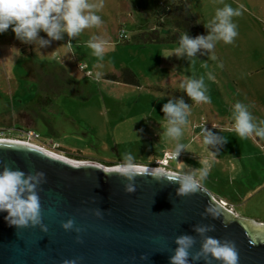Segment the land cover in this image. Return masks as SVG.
<instances>
[{"label":"rangeland","instance_id":"1","mask_svg":"<svg viewBox=\"0 0 264 264\" xmlns=\"http://www.w3.org/2000/svg\"><path fill=\"white\" fill-rule=\"evenodd\" d=\"M184 1L204 34H207L204 24L212 18L216 8L223 7L224 4H229L233 8L238 5L244 6L241 9L242 14L232 18L237 26V36L233 42L231 44L216 42L212 50L216 60L209 59L207 54L199 53L197 57L187 60L177 58L179 69L174 73L176 69H172L171 66L160 68L157 63L160 60V50L163 47L166 49L177 47L172 43L179 41L169 45L161 43L159 44L161 48L154 46L147 48L143 53L141 48L130 44L134 47L131 52L135 51L132 53L135 54L133 60L137 66L138 87L123 82L119 84L116 79L121 80L120 75H115V79H103L102 75L97 78L95 73L94 78L79 81L77 77L92 76L93 71L87 74L79 65H74L72 69L76 76L75 80L88 82L89 90L81 95L79 88L77 92L71 88L66 93L57 95L55 101L59 113L51 118L63 126L68 123L70 130L74 129L72 133L67 131L64 134L55 130L41 131L32 125V108L36 109L29 106L32 91L8 88L5 65L0 57V127L34 128L44 141L51 139L58 143V148L53 149L56 153L74 160L115 166L124 153H132L140 166H152L158 163L156 160L161 158L165 151H171L173 147V142L163 135L166 120L163 118L161 107L169 99L182 97L190 106L188 123L181 138V142L187 145V150L181 151L177 161L170 160L168 170L180 171L186 170L187 167L199 169L201 167L199 161H209L211 168L201 183L212 193L236 202V208L242 209L241 212L244 214L245 208L256 209L249 213L255 214L264 209V188L256 196L255 192L251 194L254 190L251 189L253 184L251 178L257 180L259 173L249 169V164H256L261 160L264 163V148H258L254 135L241 139L228 129L235 101L250 105L252 115H255L257 108L248 100L264 103V0ZM137 3L152 4L155 10H159L158 12H162L166 5L164 1L159 6L156 0H138ZM162 6L160 10L159 7ZM154 19L159 20V14ZM162 21L167 25L166 15ZM126 33L128 34L127 31ZM123 55L130 56V53ZM218 64L222 66L218 67ZM208 74H211L212 79H208ZM14 75L10 74V77ZM199 77H204L210 103H194L179 87L186 79ZM23 94H26L25 98L21 99L20 96ZM37 96L38 93H35L34 99ZM58 104L62 105L61 110L58 109ZM199 127L210 129L213 133L226 138L219 151L215 152V149L209 147L215 154L205 150Z\"/></svg>","mask_w":264,"mask_h":264},{"label":"water","instance_id":"2","mask_svg":"<svg viewBox=\"0 0 264 264\" xmlns=\"http://www.w3.org/2000/svg\"><path fill=\"white\" fill-rule=\"evenodd\" d=\"M5 165L25 173L44 172L38 195L48 231L10 226L6 212H0V264H169L174 239L181 234L195 238L191 261L201 242L193 232L198 224H212L214 230L207 235L233 241L238 264H264V222L235 215L203 184L202 191L177 196L178 185L171 177L157 182L143 174L135 178V192L126 193L123 178L96 168L114 166L61 157L17 140H0V169ZM209 203L222 209L221 218L201 217ZM97 209L100 216L94 214ZM69 218L78 233L61 227Z\"/></svg>","mask_w":264,"mask_h":264},{"label":"clouds","instance_id":"3","mask_svg":"<svg viewBox=\"0 0 264 264\" xmlns=\"http://www.w3.org/2000/svg\"><path fill=\"white\" fill-rule=\"evenodd\" d=\"M102 4L89 3L88 0H0V33H4L11 26L15 38L25 44L38 45L39 48L48 46L53 40H62L66 34L69 38L77 37L85 28L99 26L102 24L101 17L96 11ZM243 5L233 8L229 4L215 9L212 18L204 24L207 34H198L195 37L187 32L182 33L178 46L172 51L163 54L167 58L175 55L177 58L197 57L208 55L209 59L216 60L212 52L216 42L222 41L231 44L237 36V26L233 17L240 16ZM44 32L47 39L38 35ZM71 40L67 44L71 45ZM87 47L92 50V55L103 58L108 41L98 37H92L87 42ZM222 66L218 64V67ZM101 73L97 72L99 78ZM208 79H212L208 74ZM179 87L184 94L194 103H210V97L206 94L207 87L204 77L188 78L181 82ZM250 105L237 100L232 105L231 129L241 139L255 136L264 139V120L256 121L250 112ZM166 120V127L163 135L167 140L173 142V147L169 157L177 161V157L182 150H187V145L181 142L184 127L188 123L190 106L185 100L177 98L169 99L161 107ZM215 128L214 126H212ZM202 134V144L206 151L215 154L220 146L226 142V138L213 133L204 127L200 130ZM209 147L216 151H210ZM50 155V154H49ZM201 167L170 173L161 167H141L132 153H124L120 162L112 168H96L105 174L116 173L123 178L124 191L133 193L136 190L135 178L139 175L148 174L155 181L172 178L171 182L178 185L175 195L187 196L202 191V181L206 178L211 164L207 160L199 161ZM45 182V174L42 171L25 173L19 169H10L5 165L0 169V212H6L5 221L10 226L28 227L39 226L42 232H47V226L42 223L41 204L38 195L40 185ZM96 216L101 215L99 209L94 211ZM222 216V209L215 203H209L204 207L201 217L218 219ZM222 223L224 221L222 220ZM225 226H227L225 224ZM65 231L79 232L80 229L74 227L71 218L61 223ZM214 230L212 224L193 225V232L200 237L199 250L191 255L189 260V250L195 243L192 235L181 234L175 237L172 254L169 256V264H193V262L203 260L204 264H211L212 260L219 261V264H238V253L235 243L231 240H221L207 235ZM79 242V237H77ZM143 258V257H142ZM62 264H77L76 260H64Z\"/></svg>","mask_w":264,"mask_h":264},{"label":"crops","instance_id":"4","mask_svg":"<svg viewBox=\"0 0 264 264\" xmlns=\"http://www.w3.org/2000/svg\"><path fill=\"white\" fill-rule=\"evenodd\" d=\"M137 1L138 0H88L89 3L102 4V7L96 11V14L101 17L102 24L85 28L74 38H69L65 34L62 40H53L48 46L43 48H39L38 45L34 44L22 43L16 39L11 30V26H9V29L4 33H0V57L3 59L5 65L4 72L5 77H7V83L9 84L8 88L31 90L32 97L35 93H39L48 98V103L41 107L35 104L34 108L36 109L32 110V115L29 113L32 116V125L34 127L45 132L55 130L64 134L67 133V131L72 133V130H74L72 128L70 130V124L67 123L66 125L68 126H63L54 122L51 118L57 116V113H59L56 110L57 101H55V99L57 95L53 96L52 93L55 92L58 87L60 89L63 88L60 92L62 94L67 92V87L72 88L71 79L76 78L72 66H78L84 63L89 70L93 71L92 76L85 75L81 78L77 77L78 80L86 79L88 81L89 78H94L97 72L101 73L103 79H108L105 78V76L109 74L120 75L121 77L124 69H130L137 76V66L133 60L135 54L132 53L135 51L131 52L134 47L130 44L141 48L142 53L147 48H153L154 46L161 48V45L156 43L140 45L135 42L133 39L134 36L144 30H153L156 28L161 34L167 33L170 30H172L170 32L176 31L173 25H165L166 22L162 21L163 17H165L164 13L158 12V9L155 10L152 4L137 5ZM158 14L160 19L155 20L154 17ZM121 27L125 28L128 32L127 40L119 38ZM38 35L47 39L46 34L42 31L39 32ZM92 37H98L108 41L109 46L106 48L102 59L92 55V50L87 47L86 42ZM69 40L72 42L70 46L67 44ZM169 44L170 43L162 45ZM172 45L178 46V43H172ZM175 47L176 46L170 49L163 47L162 50H160V60L157 63L158 67L171 66L172 69H176L174 73L178 72L177 57L175 55L167 58L162 56L167 53V50L172 51ZM124 53H130V56H125L123 55ZM136 53L138 54V51ZM142 58L143 56L141 54V60ZM10 74H17V76L14 75L10 77ZM120 79L121 80L116 79L119 84L123 82L133 87L139 86L137 83L133 84L125 82L122 78ZM87 84L88 82L85 85L83 82H80L79 89L81 95L89 90ZM25 95L26 94L21 95V99L25 98ZM248 101L257 108L255 115H253L256 121L264 120V103L251 99ZM61 106V104H58L59 110H61ZM17 114H19V112H17ZM229 122L230 128L228 131L234 132V130L231 129L232 121ZM226 124L227 123H225V125ZM199 130H201V127L198 128V131ZM84 135L87 136L88 134ZM256 145L259 146L258 148H264V139L256 137ZM249 169L256 170L259 173V178L257 180L251 178L253 184L251 185V181L249 184L252 186L251 189H254L251 194L255 192L256 196V194L264 188V163L262 160L256 164L250 163ZM214 195L217 196L218 199H224L232 205L231 208L235 215L256 223L264 222V209H260V211H257L255 214H249L256 211V209L249 210L245 208L246 214H244L241 212L243 211L242 209L236 208V202L220 194ZM244 207H246V203H244Z\"/></svg>","mask_w":264,"mask_h":264},{"label":"trees","instance_id":"5","mask_svg":"<svg viewBox=\"0 0 264 264\" xmlns=\"http://www.w3.org/2000/svg\"><path fill=\"white\" fill-rule=\"evenodd\" d=\"M166 2L165 9L162 10V13L166 15V21L167 25L171 24L176 28L175 32H167L161 34L160 31L156 28L153 30H144L142 32L137 33L134 36V40L137 44H148V43H172L179 41L180 35L182 33L187 32L188 35L195 37L198 34L204 35V32L202 29H200L195 22L194 17L190 13L186 2L184 0H156V2L159 4ZM163 6L159 9L161 10ZM123 80L125 82L137 83L136 75L130 70V69H124L123 74L121 75ZM105 78L108 79H115V75L109 74L106 75ZM84 85L86 82H83ZM80 82L76 81L75 79H71V87L74 92H77V89L79 88ZM63 89V88H61ZM61 89L58 87L55 92H53V96L58 95L61 92ZM71 90V88L67 87V91ZM35 102L36 105H39L40 107L48 103V98L45 97L43 94H39L34 99L32 97L31 105L32 107L35 106V104H32ZM50 103V102H49ZM30 108V107H29ZM33 110V108H32ZM111 165V164H109ZM155 166V165H152Z\"/></svg>","mask_w":264,"mask_h":264},{"label":"built area","instance_id":"6","mask_svg":"<svg viewBox=\"0 0 264 264\" xmlns=\"http://www.w3.org/2000/svg\"><path fill=\"white\" fill-rule=\"evenodd\" d=\"M119 38L120 39L128 38V34L126 33L125 29H120ZM79 67L85 70L87 74L92 73V71L87 69L86 66L83 64H80ZM0 140H17V141L26 142L29 144H38L39 146L45 147L49 150L51 149L52 151H54L53 149H56L59 146L55 140L49 139V140L44 141V139H41L39 132L36 131L34 128L24 129V128L16 127V126L0 127ZM169 154H170V151H165L164 155L161 156V158L156 160L158 163L154 167L158 166L163 169H168V166L171 160L169 157ZM219 200L222 202L224 206L232 210V208L230 207V204L227 201H225L224 199H219Z\"/></svg>","mask_w":264,"mask_h":264},{"label":"bare ground","instance_id":"7","mask_svg":"<svg viewBox=\"0 0 264 264\" xmlns=\"http://www.w3.org/2000/svg\"><path fill=\"white\" fill-rule=\"evenodd\" d=\"M34 146H37V147H40V148H42V149H44V150H46V151H48V152H50V153H53V154H55V155H58V156H61V157H64L63 155H60L59 153H56V152H54V151H52V150H49V149H47V148H45V147H42V146H39L38 144H33ZM71 159V158H70ZM74 160V159H73ZM80 161V160H79ZM142 167V166H141Z\"/></svg>","mask_w":264,"mask_h":264}]
</instances>
